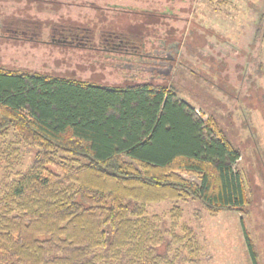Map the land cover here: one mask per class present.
Returning a JSON list of instances; mask_svg holds the SVG:
<instances>
[{
	"label": "trees",
	"instance_id": "trees-1",
	"mask_svg": "<svg viewBox=\"0 0 264 264\" xmlns=\"http://www.w3.org/2000/svg\"><path fill=\"white\" fill-rule=\"evenodd\" d=\"M176 95L171 84L107 86L0 66V138L13 129L36 148L0 195V264H173V242L196 249L192 231L167 240L148 204L194 198L212 214L242 210L239 150Z\"/></svg>",
	"mask_w": 264,
	"mask_h": 264
},
{
	"label": "rangeland",
	"instance_id": "rangeland-1",
	"mask_svg": "<svg viewBox=\"0 0 264 264\" xmlns=\"http://www.w3.org/2000/svg\"><path fill=\"white\" fill-rule=\"evenodd\" d=\"M26 25L38 31V40L7 29ZM53 27L90 33L93 49L51 42ZM263 29L264 0H0V66L107 86L171 84L178 99L202 119L213 118L239 150L233 167L247 203L242 210L212 214L194 198L165 199L148 204L147 217L167 240L173 231L184 241L190 236L184 226L191 229L196 249L173 242L168 251L173 264H252L241 220L258 264H264ZM113 35L123 41L124 52H113L104 41ZM161 40L171 46L158 63L151 54ZM132 44L140 52L134 58ZM121 54L130 59L117 58ZM35 154L13 129L0 138V195L32 165ZM182 176L198 182L193 173ZM173 207L180 210L177 218Z\"/></svg>",
	"mask_w": 264,
	"mask_h": 264
},
{
	"label": "flooded vegetation",
	"instance_id": "flooded-vegetation-1",
	"mask_svg": "<svg viewBox=\"0 0 264 264\" xmlns=\"http://www.w3.org/2000/svg\"><path fill=\"white\" fill-rule=\"evenodd\" d=\"M28 25H26L27 27ZM35 27V25H34ZM28 29H18V27L16 28H12V26L10 28H7L9 30V32H13L14 34H21L22 36H24L25 38H34V39H39L38 38V31H35L34 28L29 29V27H27ZM85 29H83L85 32H87V26H84ZM66 32L65 29H61V30H57L54 27L51 30V35H50V40L51 42H59V43H68V44H72L74 43V45L77 46H85L87 48H91L92 47V42L91 41V35L90 33H77L76 31L71 32L70 29L67 31L69 34L63 33ZM110 32V31H109ZM111 33H113V31H111ZM110 36V35H109ZM114 37H106L104 38V41L109 43L112 47L111 50H113V52H118L122 50L123 47V41L121 39L118 40L117 35H113ZM19 38V37H17ZM70 39V40H69ZM116 41V42H115ZM173 45V44H172ZM171 46L170 44H167L164 42V40H161L157 49H155L156 54H151L152 56L156 57L157 59H154L155 61L157 60L158 63H161L162 61H160L159 59L161 58H166V56H168V49ZM133 49H135L134 51L130 52V58H134V56L136 55H140L139 50L137 45L132 44ZM97 49V48H96ZM105 50V49H104ZM122 52H124L122 50ZM117 58H122V59H130L128 58V56H123V54L121 55H117ZM121 61V60H120ZM170 67H168L169 69Z\"/></svg>",
	"mask_w": 264,
	"mask_h": 264
}]
</instances>
